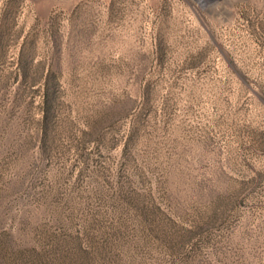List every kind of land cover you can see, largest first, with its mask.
Instances as JSON below:
<instances>
[{"label": "rangeland", "instance_id": "rangeland-1", "mask_svg": "<svg viewBox=\"0 0 264 264\" xmlns=\"http://www.w3.org/2000/svg\"><path fill=\"white\" fill-rule=\"evenodd\" d=\"M0 264H264V0H0Z\"/></svg>", "mask_w": 264, "mask_h": 264}]
</instances>
